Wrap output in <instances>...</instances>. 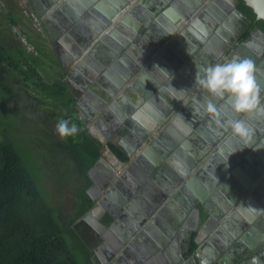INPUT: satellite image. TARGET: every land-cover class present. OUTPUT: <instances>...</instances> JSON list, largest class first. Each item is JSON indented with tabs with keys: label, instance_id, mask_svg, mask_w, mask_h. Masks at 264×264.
<instances>
[{
	"label": "water",
	"instance_id": "water-1",
	"mask_svg": "<svg viewBox=\"0 0 264 264\" xmlns=\"http://www.w3.org/2000/svg\"><path fill=\"white\" fill-rule=\"evenodd\" d=\"M95 1L97 2V7L94 6L93 11H88V8L91 7L89 6V0H29L33 9L42 17L44 25H48L50 20H52V17H58L57 13H60V10L62 9H66V15H68L73 21H77L81 16H85L89 27L88 33H90L91 37L93 36L92 39L102 41L98 47H100L101 49L99 50L103 52L102 56L107 58H105V64L109 67L111 66V68H109L111 70L109 74L120 77V81L115 82V85H120V87H118L119 91L123 84V60H131L136 64H139V61L141 60V65L146 67V70L142 72L139 84L145 88V91L150 88V90H153L152 95L154 92L155 94L164 93L168 95L169 89L176 94H179V92L182 93L181 97L177 95L178 98H180V101L176 97L168 96L169 99L166 98V101L161 103L154 102L152 97V102L154 103L148 102L146 103V106L143 107V111H146L148 115H151L156 125L161 127L159 128L161 136L158 137L162 139V142H168L170 147L169 151L174 152V154L179 153V156H188V152H190L191 149L183 139L186 140V137H189V135L192 134L191 138L193 137L197 140V138L202 135L201 133H198L199 128L197 129V126L200 123L207 124L211 129L210 132L215 134L210 135V137H215V139L211 138V141L214 145L219 144L220 150L225 154V157L222 158L221 161L219 160L221 162V164H219V169L223 172L221 174L216 173V175L224 180L226 175L234 174L235 177L237 176L236 180L238 181L235 180V182L231 184L237 185L234 187L236 191L233 192L237 194L239 193V189L242 190L239 196L236 195L235 198H232L230 193H228V190L223 189L221 183L219 184L220 186L218 189L222 190V194L217 192L218 190L215 191L216 189L213 186L211 187V185L204 183L203 187L205 191L203 190L202 193L203 195L206 194V198L201 194L200 201L197 200L193 202L194 206H189V210L183 211L182 217L185 220L183 226L190 229V231L195 230L199 232L201 229L207 235L211 234L212 230L214 229L215 231L218 227L219 231L217 235L221 238L220 241L223 242H219V238L215 234H212L209 243L202 248L203 251H205V249H210L209 253L207 250L205 251L206 254L210 255L212 253L214 255V260L218 259L224 264H244L260 247L254 242L252 235L258 236V238L260 236L257 231L258 229H244L240 224L249 225L255 222V218H257L255 216L259 214V211L256 208L253 210L254 214L249 215L246 213V208L251 209L253 205H258L259 203L264 206V183L260 188H256V185H254V182L249 177L253 168H231V164L236 165L238 160V156L234 151L241 155L244 154L246 149L240 142H243L244 144L246 142L242 136L234 134L233 130H230L231 127L228 125V121L243 119L247 117V115L233 112L228 106L226 100L214 99V103L217 104L221 113L220 116L214 118L215 120H219L221 125H223V129L222 127L215 128V126H213L216 125L214 122L215 120L211 119L213 116L205 113L207 101L202 100L203 98H201L204 95H208L209 97L210 95L199 86L195 85V74L201 67L214 65L215 62L226 60L224 59L226 58L224 56L228 54L231 50V46L237 42L238 38H240L252 24L253 19L238 8V4L241 3L240 0H142L141 2H137V0H127V4L128 2H131L133 5L131 6L130 16H123V18H121V11H124L123 0ZM246 1L249 5L253 6L258 13L257 19H264V0ZM59 3L62 5L61 8L58 9ZM78 4L79 7H77ZM127 4L125 6H127ZM127 8L125 7V11ZM94 12H96L97 15H95ZM195 15H198L200 18L202 17L206 22V25L201 19L195 23V20H192ZM180 20L187 21L188 25H186V28L182 29L180 33L181 35H178L172 40V35L178 29L177 24ZM189 20L193 22H189ZM123 33L132 34V39H138L139 41L133 43V40L125 37ZM171 40L174 41V43L176 42L178 46L171 45ZM245 44H255L260 56L263 57V60H259V63H257L255 77L262 91H264V29L261 26L255 27L252 36L246 42L241 43L238 49ZM83 46L84 52L76 54L77 58H81L82 55L87 57L88 54L93 51L92 48L95 47V42H92L87 47L86 44ZM161 48L162 53H159L158 51ZM251 56H253V58L256 57L254 54H251ZM195 58L198 62H196ZM83 60L87 61L85 58H83ZM145 75L148 76L149 79H147ZM189 80L192 84L188 82ZM118 90H112L110 95L106 94L108 97L103 101L104 106H100V103L97 105L100 106L99 108L101 111H96L93 115L97 129L106 137L105 126L102 122L103 116L109 117L112 115L111 117H115L116 115L113 116L115 112H119L116 107L122 106L123 102H126H121L122 100L119 98V94H117ZM187 96L191 97L192 104L188 102L186 104L185 100L187 99ZM181 101H185L186 105L184 102L181 103ZM110 102L112 103L110 104L111 106H109L114 108L112 110L109 109V115L107 114V110L105 112H102V110L105 107V104L107 105ZM153 104L155 106H153ZM188 110L194 115H190ZM175 114L177 115L176 117L178 120L180 122L182 121V131L178 130L175 132L170 128L171 126H168L167 124L165 127L166 117ZM186 114H189V116L185 117ZM252 115H254V119L252 118V120L256 123V119L258 118L255 113ZM118 119L120 120L119 117ZM209 119L211 120L209 121ZM129 120L134 123L130 135L137 140V142H135L136 147L133 146L135 148H132L131 152L124 148V152L128 156L129 161H123L108 144V140L102 135H99L98 138L105 145V149L102 150L101 157L88 171L89 176H91V172L95 168L101 170V166H103L107 155L114 159L118 168H123V164L131 165L132 163H135L137 155L141 153L145 147L152 145V138L149 136L146 137V135L149 134V132L150 135H153L154 133L151 130L155 132L156 125L149 124V121H146L147 124L145 125L141 124L140 121L137 122L139 119L135 117H130ZM258 121H261V119ZM84 122L87 126L89 125L87 120ZM247 122L245 121L246 126ZM148 126L151 130H148ZM97 133L99 132L97 131ZM198 145L197 148H194L193 146L192 148L195 149L201 157V149L206 145L200 143H198ZM120 149L123 151V147ZM262 151L264 152V148ZM161 152L162 151L156 153L153 152L156 159L152 160L155 161L156 168H160L164 161ZM247 156L248 160L254 161L251 155ZM260 156L259 158L264 161V158ZM202 158L205 159V156L203 155ZM245 158L247 159L246 156ZM211 160L216 159L214 156H211ZM200 162L201 161H199V164ZM243 163L249 165L246 160H244ZM188 164L190 166L187 165L184 167L186 169H183V176H186L189 173H187L188 168H197L199 165L198 162ZM227 165H229V169L226 168L228 167ZM207 166L213 165L212 163H209ZM258 169L260 170L262 168ZM215 170L218 171L216 168ZM177 177L179 178L178 181L176 180V176L174 178L177 182V186H182L184 180L181 176L177 175ZM156 180L159 183L158 186H160V200H158L157 191L154 195L152 193L151 195L150 193H143V201L145 205L143 204L142 209L137 211L140 213V216H137V213H131L134 222H136L132 232H128V235H124L120 234V232L118 233L115 231V233L113 230H109L108 234L115 239L110 246L107 242H105L104 245L112 250L114 257H118L120 254L117 253L123 251L129 255L134 254L133 249H137L136 251L139 253V257L134 254L137 260L140 261L142 259L141 262H143V264H151L154 254L152 248L157 246V240H159L156 233L159 231L162 235H164V233L171 235L170 226L173 225L176 227V225H174V223L167 217L169 213L166 212L167 207H165V203L169 196L165 201L161 199V196H165L167 193L171 195L174 191V187L170 190L166 185H163L165 182H162L159 179ZM189 183H191V181H189ZM257 189L261 190L259 194L257 193ZM218 194L222 196L221 199L216 197ZM153 196L156 197L157 201L153 200ZM210 196L219 200L217 201V208L218 211H220L218 215H216L211 209L213 200H207ZM92 199L96 204H101L97 198L92 196ZM198 201L200 206H196ZM118 204L119 206H123V203L119 202ZM221 210H224L225 212V216L223 217ZM164 213H166V215ZM91 214L92 212H88L79 220H91ZM110 215L113 218H116V214L111 213ZM171 216L172 218L174 217L173 215ZM228 217L229 220L226 221ZM202 218H205V221L203 224H200ZM210 219H214V221L216 220L214 223L215 227L209 226L210 222H208V220ZM235 223L238 225H235ZM93 225L98 228L99 231L103 232L104 228L97 219H95ZM115 226L116 225H113V229H115ZM114 233L116 235H113ZM109 235H105V237L109 238ZM118 240H120L121 243L118 242ZM116 241L118 244L115 243ZM262 241H264V239H262ZM114 246L117 248V251H119L120 248H122V251H114ZM227 246H230L228 247L230 249H228ZM215 250H217L218 253H216Z\"/></svg>",
	"mask_w": 264,
	"mask_h": 264
},
{
	"label": "flooded vegetation",
	"instance_id": "flooded-vegetation-1",
	"mask_svg": "<svg viewBox=\"0 0 264 264\" xmlns=\"http://www.w3.org/2000/svg\"><path fill=\"white\" fill-rule=\"evenodd\" d=\"M123 1H124L123 12L125 13L121 11V18H123V16L124 17L130 16L131 6L133 5L131 2H128L127 4V0H123ZM139 1L141 2L142 0H137V2ZM126 4L127 6H125ZM61 5H62L61 3L58 4L59 6L58 9L61 8ZM239 5H241V3L238 4V8L244 11ZM89 6L91 7L88 8V11H93V7L94 6L97 7V2L95 0H89ZM77 7H79V4L77 5ZM125 7L126 8L128 7L126 11H125ZM57 14H58L57 16L61 18L58 20L63 24L65 29L68 31V38H71V40L75 43L74 53L80 54V52H84L83 51L84 44H86L87 47L92 42H95V47L92 48L93 51L90 54H88L87 57L84 55H82L81 57L87 59V61H83V63L80 64V69H81L80 74H78L77 72H73V73H68L66 75L63 73L62 75L61 73L60 77L57 79L58 81L60 80L64 81L66 80L64 78L67 77L69 80L72 81L69 82V85L71 86V89L73 90L75 97L77 99L76 105L78 111L82 115L83 108L86 106H91L90 110L92 111V117H93V114L96 111L99 110L101 111L99 107L104 106L103 101L105 100L106 97H108L107 95L108 94L110 95L112 90H118V87H120V85H115V82L120 81V77L115 76L113 74H109L111 72V70L109 69L111 68V66L109 67L107 64H105L106 57L102 56L103 52L99 50L101 48L98 47L102 41H96V39H92L93 36L91 37L90 33H88L89 27L85 16H81V18H79L77 21H73L71 18H69L68 15H66V9L60 10V13ZM94 14L97 15L96 12H94ZM199 19L203 20L202 17L200 18L198 15L197 16L195 15V17H193L192 20H195L196 23ZM189 22H193V21L189 20ZM204 24L206 25L205 21ZM252 24L247 28V30L243 33V35L240 38H238L237 42L231 46V50L228 52L226 56H224L226 57V60L232 58L233 56H239L241 58L247 57L254 61L255 68L257 67V63H259V60H263V57L260 56L255 44L252 45L245 44L244 46L242 45L240 49H238L241 43L246 42L252 36V32L255 29V27L260 26V25H255L252 27ZM186 25H188L187 21H183V20L179 21V23L177 24L178 29L175 32L176 34L174 33L172 35V40L178 35H181L180 34L181 31L182 29L186 28ZM124 35L128 39L133 40L131 37L133 36L132 34H124ZM172 40L170 41L171 45L178 46L176 42L174 43V41ZM136 41L139 40L135 39L132 42L135 43ZM158 52L162 53V48ZM251 54H254L256 57L253 58ZM139 62H140L139 64H136L131 60L130 61L123 60V84L121 86V90L120 91L118 90L117 94H119L120 96L119 98L122 100L121 102L123 101L126 102H123L122 106L116 107L117 110L119 111L117 113L115 112V114L113 115L116 116L111 117L112 115L109 114L110 113L109 109L112 110L114 108V107H110L111 106L110 104L112 102H110L107 105L104 103L105 107L102 110V112H105L107 110V114L110 115L109 117L103 116L102 122L105 126V131L107 134V137L106 136L104 137L108 140L109 145L111 142H113L119 148L123 147L124 154H126L124 152L125 149L131 152L132 148L136 147L135 142H137V140L133 138L132 135H130L132 132L131 129H133V125H134V123L131 120H129L130 117L138 118L139 120L137 122L140 121L141 124L144 125L147 124L146 121H149V124L151 123L156 125L153 117L151 115H148L146 111H143V107L146 106V103L148 102L151 103L152 97L154 99V102L164 103L166 101V98L169 99L168 96L176 97L177 99H179V101L180 98H178V96L180 97L182 96V93L179 92V94H176L169 89L168 95L164 93H160V94L156 93L158 96L157 99L155 92L152 95L153 90H150L149 88L148 90L150 91L148 90L145 91V88L139 84L140 83L139 80L141 79L142 72L146 70V67H143L141 65V60ZM196 62H198L197 59ZM223 62H225V60H223L222 63ZM217 63L220 62H215V64ZM145 77L149 79L148 76L145 75ZM188 82L192 84L190 80ZM87 84L89 86V89H85V86H87ZM88 90H90L91 92V100L87 98ZM201 98H203L202 100L207 101L210 97L208 95H204ZM261 100L262 102L264 101V91L261 92ZM90 101L91 104L89 103ZM185 101L186 104L187 102L192 104L190 96H187V99ZM185 101H181V103L184 102L185 104ZM99 103L100 106H97ZM153 106L155 105L153 104ZM188 111L190 115H194L193 113H190V110ZM189 114L188 115L186 114L185 117H188ZM252 114L247 115V117L243 118L244 121L246 122L248 121L247 126L249 127V129L252 130V131L250 130L247 136H242V138L246 143L244 144L243 142H240L241 144L244 145L246 151L242 155L234 151V153H236V155L238 156V160L236 162V165L231 164L232 165L231 168H253L250 173L251 176L249 175V177L254 182V185H256V188L258 187L260 188L261 185L264 183V161L263 159L259 158L260 155L264 158V152L262 151L264 148V116L257 115L255 113V115L258 118L256 119V123H255L254 120H252V118L254 119V115ZM176 116L177 115L175 114L166 117L165 127L167 125L168 126L170 125L171 126L170 128H172V130L175 131L173 122L174 120L179 121ZM118 117L120 118V120L118 119ZM211 119L215 120L214 117H212ZM211 119H209V121ZM259 119H261V121H258ZM214 122L216 123V125H213L215 126V128L222 127L223 129V125H221L219 120H215ZM180 123H182V121ZM159 128L161 127L156 125V129L154 132L153 130L149 129L148 126V130H151L154 133L153 136L150 135V132L148 131L149 134L146 135V137L149 136L152 138V145L145 147L142 150V152L137 155L135 163H132L131 165L123 164L125 168L124 167L118 168L117 163H115L114 159L111 158L109 155H107V158L103 163V166H101V170L99 168L97 169L95 168L91 172V176H89L87 172V175L89 177L88 180L89 185L87 186L86 189L87 195L89 198H91L92 201H93L92 196L97 198L98 201L101 202V204L100 203L96 204V202L93 201L92 206L85 213L87 214L88 212H92L91 220H86V219L79 220L85 215L83 214L77 220L76 228H77V232L80 235H82V238L86 242L88 249H90L91 259L93 264H143V262H141L142 259L139 261L136 258V256L139 257V253L136 251L137 249H133L134 254L136 256L134 254L129 255L123 251L117 253L120 254L118 255V257L117 256L114 257L112 250L104 244L105 242H107L108 245L110 246V244H112V242L115 239L112 236L110 237V235L108 234L109 230L111 231L113 230L114 232L117 231L118 233L120 232V234H124V235H128L129 234L128 232H132V229H134L136 222H134L131 213L134 214L137 213L136 215L140 216V213L137 211L142 209L143 204L145 205L143 201V193H150V195L152 193L154 195V193H156L157 191L158 200H160V190H159L160 186H158L159 183L156 179L165 182L163 185H166L167 188L170 190H172V187H174V191L173 193H171V195L167 193L165 196H161V199L165 201L169 196V198L166 200L165 203L166 204L165 207H167L166 212L169 213V214L167 213L168 214L167 217L169 220H171L174 223V225H176V227H174L173 225L170 226L171 235H167L166 233L162 235L161 233H159V231L158 233L161 235L156 233L159 240H157V246L152 248L154 254L151 264H186L187 262L188 264H191L194 261L195 264H224L222 261L218 259L214 260L213 258L214 255L212 253L210 254L211 256L206 254L205 251L207 249H205V251H203L202 249L205 247L206 244L209 243L212 234H215L219 238V242H223L220 241L221 238L217 235L219 228L217 227L215 231L213 229L212 233L209 235L204 233V231H202L201 229L199 230V232L195 230L190 231V229L185 228L183 226V222L185 220L183 219L182 214L183 211L189 210V206H194L193 202L197 200L200 201L201 194L203 195L202 192L204 190L203 187L204 183L211 185V187L213 186L216 189L215 191L218 190L217 192L222 194V190L218 189L220 186L219 184L221 183L223 189L228 190V193H230L232 198H235L236 195L239 196L242 190L239 189V193L235 194L233 191H236L234 187L237 185H231L232 183L235 182L237 176L235 177L234 174H228L226 175L225 179L222 180V178H219V176L216 175V173L221 174L223 172L222 170L219 169L220 168L219 164H221L220 161L222 158L225 157L224 156L225 154L220 150L219 144L214 145L213 142L211 141V138L215 139V137H210V135L211 134L215 135V134L210 132L211 129L207 126V124L200 123L197 126V129L199 128L198 133L202 134V135L199 134L201 136L198 137L197 140L194 139L193 137L191 138L192 134L189 135V137L187 136L186 140L183 139V141H185L188 147L191 149L190 152H188L189 154L188 156L187 155L179 156L178 155L179 153L174 154V152L169 151L170 147L168 142L164 143L162 142V139L159 138L161 136L160 135L161 131H159L160 130ZM90 129L92 131H90ZM90 129L88 130L92 134H94L96 137H99V135L95 133L92 128ZM230 130L232 131V128ZM129 139L132 140L133 142L130 141ZM198 143L206 145L201 149L200 152L202 153L201 157L199 153H197L196 150L192 148V146L194 148H197V146H199ZM104 146L102 150L105 149ZM158 151H162L161 153L164 158V161L160 168H156V163L154 161L156 157L155 154L153 153V152L156 153ZM203 155L205 156V159L202 158ZM247 155H251L254 161L248 160ZM118 156L122 159L120 155ZM211 156H214L216 160H211ZM245 156L247 157V159L245 158ZM122 160L128 162L129 158L128 160H124V159ZM244 160H246L249 165L244 164L243 163ZM199 161H201L200 164ZM174 162H179L180 165L179 169L175 166ZM196 162H198L199 164L198 167L188 168L187 173L188 172L189 173L186 176H183L182 175L184 174L183 169H186L184 167L189 165L188 163L194 164ZM209 163H212L213 166H207V164ZM227 166L228 167L226 168L229 169V165ZM215 168L218 171H216ZM258 168H262V169L259 170ZM72 171L77 175V180L75 179V177L73 176L72 177L76 180V183L78 182L79 184L75 185L76 188L73 187V189L75 188L76 190V194H74L73 196L74 205L71 207L70 211L73 209L78 210V207L82 203V198L77 192L78 189L81 187V185L86 182L84 176L81 175V173L75 172V169H72ZM177 175L181 176V178L184 180L182 186H177L176 180L177 181L179 180ZM175 176H176V180L174 179ZM189 181H191V183H189ZM215 181L217 184L215 183ZM69 187L72 188V186ZM260 191L261 190L257 189L258 194L260 193ZM220 194L216 196L219 199H221L222 197ZM205 195L206 194H204L203 196L206 198ZM208 199L213 200L211 209L215 212L216 215H218L220 211H218L217 208L218 206L217 201L219 200L213 198V196L208 197L207 200ZM153 200L157 201L155 196H153ZM199 201L196 203V206H200ZM119 202L123 203V206H119L118 204ZM256 208L259 211V214L255 216L257 217L255 218V222L249 225L240 224L242 225L241 227L244 229H250V228L258 229L257 231L259 232V236H260L258 238V236L252 235L254 242L258 244L260 247L258 251L255 252L254 255L250 257L249 260L246 261L244 264H264V241H262V239H264V206L261 205L260 203L258 205H253L251 209L246 208V213L249 215H253L254 214L253 210ZM111 213L116 214V218H113L110 215ZM221 213H222V217L225 216L224 210H221ZM164 214L166 215V213ZM171 215H173L174 217L172 218ZM205 218H202V222L200 224H203ZM95 219H97L102 224V227L104 228L103 232L99 231L98 228H96L93 225ZM228 220L229 217L227 218L226 221ZM208 222H210L209 224L210 227H215L214 223L216 222V220L214 221V219H210L208 220ZM113 225H116L115 229H113ZM235 225L238 224L235 223ZM115 233L113 235H116ZM105 235H109V238H106ZM118 242L121 243L120 240H118ZM118 242L116 241L115 243L118 244ZM193 246H196L195 250H192ZM228 247L230 246H227V248ZM121 249L122 248H120V250ZM113 250L116 252L120 251V250L117 251V248H115V246ZM208 250L210 251V249ZM215 251L216 253H218L217 250ZM201 253L205 255L204 258L201 257Z\"/></svg>",
	"mask_w": 264,
	"mask_h": 264
},
{
	"label": "trees",
	"instance_id": "trees-1",
	"mask_svg": "<svg viewBox=\"0 0 264 264\" xmlns=\"http://www.w3.org/2000/svg\"><path fill=\"white\" fill-rule=\"evenodd\" d=\"M240 2L239 6L254 20L252 27L260 25L264 28V19H257L258 13L254 7L246 0ZM12 11L10 22L16 25L20 22L22 14ZM29 39L34 44L37 42L31 37ZM4 42L0 35V83H6L4 77L9 66L20 69L25 65L23 73L27 75L28 80L37 78V83L40 87L42 84L45 93L51 91L55 97L66 95L67 82L60 80L47 84L28 58L13 55L20 48V44H13L12 50L9 44ZM13 91L14 89L8 90ZM68 105L71 107V103ZM67 119L76 123L80 131L75 137H70L69 142L57 138L59 142L56 146L65 150L68 158L71 157L72 166L67 168H75V172L81 173L86 180L77 192L82 198V203L78 210L69 212L49 201L34 174L26 167L17 140L8 136L9 129H6L8 132L5 131L7 137L0 142V264H81L71 248L68 234L74 240L77 238L80 249L87 254L88 263L93 264L90 249L82 235L77 232L75 223L93 204L86 192L89 185L87 172L101 157L104 144L88 130L83 121L72 114V110H69ZM110 146L122 159L128 160V156L116 144L111 142ZM54 166L56 167L51 169L58 178L62 174L61 163L57 162ZM195 247L193 246L192 250H195Z\"/></svg>",
	"mask_w": 264,
	"mask_h": 264
},
{
	"label": "rangeland",
	"instance_id": "rangeland-1",
	"mask_svg": "<svg viewBox=\"0 0 264 264\" xmlns=\"http://www.w3.org/2000/svg\"><path fill=\"white\" fill-rule=\"evenodd\" d=\"M27 4L25 0H0V35L10 48L15 43L20 44V50L16 53L12 51L15 53L13 55L28 58L30 64L37 67L44 81L54 84L61 75L58 55L43 25L35 24L29 16L27 18L23 7L33 9L30 2ZM12 10L22 14L16 25L10 22ZM30 37L37 42L32 43ZM24 69L25 65L20 69L9 66L4 77L6 83H0V142L7 137L5 131L8 132L6 129H9L8 136L17 140L26 167L34 174L46 197L58 208L69 212L74 205L75 185L79 183H76L77 175L72 171L75 168H67L72 166L71 157L68 158V153L56 146L59 140L69 142L70 137L61 139L55 132V125L58 119H67L69 110L79 120H85L77 109V99L69 84H65L66 95L55 97L51 91L45 93L42 90V84L40 87L37 78L28 80L23 73ZM8 85L9 89H14L13 92H8ZM57 162L61 163L62 168L59 179L51 169L56 167L54 165ZM68 237L75 257L81 264H89L77 238L74 240L69 234Z\"/></svg>",
	"mask_w": 264,
	"mask_h": 264
},
{
	"label": "clouds",
	"instance_id": "clouds-1",
	"mask_svg": "<svg viewBox=\"0 0 264 264\" xmlns=\"http://www.w3.org/2000/svg\"><path fill=\"white\" fill-rule=\"evenodd\" d=\"M41 20L43 23L42 17ZM255 71L252 59L239 56H233L223 63L201 67L195 74V85L211 97L206 102L205 113L213 117L220 116V109L214 103V99H218L226 100L231 110L237 114L264 115V102L261 100L262 89L257 83ZM228 125L234 134L240 136H247L250 132L243 119L229 120ZM79 131L77 124L71 119L60 118L55 125V132L61 139L75 137ZM174 163L179 169V162Z\"/></svg>",
	"mask_w": 264,
	"mask_h": 264
},
{
	"label": "crops",
	"instance_id": "crops-1",
	"mask_svg": "<svg viewBox=\"0 0 264 264\" xmlns=\"http://www.w3.org/2000/svg\"><path fill=\"white\" fill-rule=\"evenodd\" d=\"M58 19L60 18L52 17V20H50V23H49L50 25L49 24L44 25V31L47 33V36L49 37L53 45L52 47L54 48V50L56 51L58 55V65L60 67L62 75L63 73L66 75L68 73H73V72H77L78 74H80L81 73L80 64L83 63L84 60L83 58H77L76 53H74L75 43L71 40V38H68V31L65 29L63 24ZM64 79H66L64 81L67 82V84H69V82H72L67 77H65ZM85 89H89L88 84L87 86H85ZM87 98L91 100L90 90L87 91ZM89 103L91 104V101ZM86 107L83 108V112H82L83 114L81 115L85 120L89 122L88 126L84 122L85 126L88 129L92 128L95 133H97L98 131L100 133V134L97 133L98 135H102V133L97 129V126L95 125V122H94L95 119L94 117H92V111L90 110L91 106H86ZM173 123H174L175 131L183 129L182 127L183 124L180 123L179 121L174 120ZM207 251L209 253V250ZM201 257L204 258L205 255L201 253ZM186 264H188V262ZM191 264H195V261L192 262Z\"/></svg>",
	"mask_w": 264,
	"mask_h": 264
},
{
	"label": "built area",
	"instance_id": "built-area-1",
	"mask_svg": "<svg viewBox=\"0 0 264 264\" xmlns=\"http://www.w3.org/2000/svg\"><path fill=\"white\" fill-rule=\"evenodd\" d=\"M25 1L29 4V0H25ZM23 8H24V11L26 13L27 18L29 16L30 19L33 20L35 24H37V25L42 24L43 25L42 20H41V16L35 10L31 9L30 7L29 8L27 7L29 10H27V8H25V7H23Z\"/></svg>",
	"mask_w": 264,
	"mask_h": 264
},
{
	"label": "bare ground",
	"instance_id": "bare-ground-1",
	"mask_svg": "<svg viewBox=\"0 0 264 264\" xmlns=\"http://www.w3.org/2000/svg\"><path fill=\"white\" fill-rule=\"evenodd\" d=\"M33 43V42H32Z\"/></svg>",
	"mask_w": 264,
	"mask_h": 264
}]
</instances>
